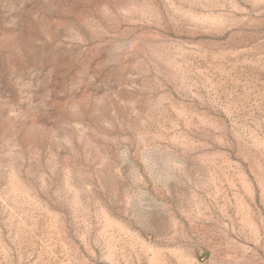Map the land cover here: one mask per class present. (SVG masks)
Listing matches in <instances>:
<instances>
[{
  "label": "rangeland",
  "instance_id": "obj_1",
  "mask_svg": "<svg viewBox=\"0 0 264 264\" xmlns=\"http://www.w3.org/2000/svg\"><path fill=\"white\" fill-rule=\"evenodd\" d=\"M0 264H264V0H0Z\"/></svg>",
  "mask_w": 264,
  "mask_h": 264
}]
</instances>
